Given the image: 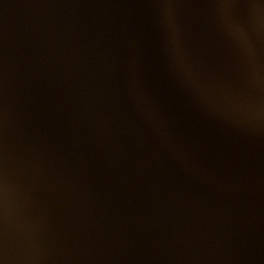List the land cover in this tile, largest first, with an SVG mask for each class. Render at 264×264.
Returning a JSON list of instances; mask_svg holds the SVG:
<instances>
[{
	"label": "water",
	"instance_id": "water-1",
	"mask_svg": "<svg viewBox=\"0 0 264 264\" xmlns=\"http://www.w3.org/2000/svg\"><path fill=\"white\" fill-rule=\"evenodd\" d=\"M0 264H264V0H0Z\"/></svg>",
	"mask_w": 264,
	"mask_h": 264
}]
</instances>
